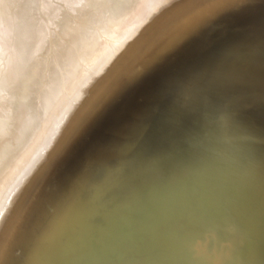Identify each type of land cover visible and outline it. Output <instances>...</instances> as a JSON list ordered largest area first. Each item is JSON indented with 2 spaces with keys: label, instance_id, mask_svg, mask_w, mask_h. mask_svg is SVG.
I'll return each mask as SVG.
<instances>
[{
  "label": "bare ground",
  "instance_id": "1",
  "mask_svg": "<svg viewBox=\"0 0 264 264\" xmlns=\"http://www.w3.org/2000/svg\"><path fill=\"white\" fill-rule=\"evenodd\" d=\"M208 1L209 0H206L203 4H196L190 9H186L174 16L169 21H166L165 18L169 16L167 15L168 10H170L171 7H175L177 1L160 0L155 6L150 7L148 11L145 12L140 22L132 29L130 34L119 39V43L132 35H136V32L140 31L154 16L155 21L152 24V30L154 29V31L147 36L143 47L145 52L152 53L153 56L168 55L180 45H188L191 42H197L199 39L211 35L206 42V48L201 58H198V72H204L209 78L210 76L221 77L232 74L252 76L264 75L263 3L257 2L256 0ZM257 5H259L258 8ZM70 9H72V7ZM59 17H61V15ZM63 25L65 26V24ZM125 27L123 29H126ZM0 29L3 28L1 27ZM90 37H92V35ZM87 42L90 43V41ZM21 43V41L18 42V51H14L15 53L12 52L10 55L14 56L12 54H15V59L12 62L14 64L13 70H10L11 63L10 66H7L6 72L4 70L5 74L2 72V75H4V82L7 83V81L10 80L8 83H11L10 85L12 87L10 86V88H13L15 92L14 97L16 99L14 100H17L19 105L21 104L20 110L17 109V111L19 110L18 112L23 113L24 109H28L26 115L22 116V114H20L21 116H19L18 119L15 118L18 122L12 126L15 131H13V135L11 133V139H15L14 141L18 142V140L29 131L30 126H32L31 124L34 123V112L37 109L42 111L44 120L38 123L36 129L32 128L34 133L31 132L30 134V136H33L30 143L21 146L19 148L20 150L18 149L19 152L17 150V152L12 155L13 157H10V154H8V152H12L11 149L13 147L11 146L13 143H11L12 141L10 142L11 139L5 138V135L0 131V177H3L0 187V246L4 244L5 238L8 239V242L11 240L10 244L8 243L4 248L3 253L5 251L7 252H5L3 261L0 264H35V262L36 264H187V258L184 254H182L184 256L182 257V251L178 245H174L172 249L176 257L174 259L170 257L173 261L168 263L170 248L168 245L169 243L167 244L162 241V230H160L156 237H150L154 239L151 249H147L143 244L141 246L139 242L137 243L136 241L139 239L141 240L143 235L138 237V234H136V226L131 225L134 221L127 213H114V215L111 216L104 214L102 222L89 217L88 215L91 214L92 211H95L98 206H103L104 201L102 198L96 199L93 208L82 213L79 219L75 221L74 226L71 223L72 219H75L70 214L71 209H68L64 218L60 215L63 220L62 218H57V214L61 210L66 195H70L69 184L75 180L76 175L74 172L76 168H78L77 166H81V162L87 158L86 145L83 147L78 145L71 153L65 155L62 160L61 168L52 178L47 180L46 185L32 195L31 202L25 207L24 211L22 200L23 192L27 191V187L33 184V178L34 175L37 174L36 170L39 168V165L47 157L50 150L53 149V146L59 138L62 137L72 119L75 118L78 108L83 102V92L90 84L91 78L98 74L99 66L88 67L86 73H81L82 68H80L76 74L74 73V78L71 76L73 79L69 77L71 81L68 79L67 88L63 89L61 93L54 95V76H52L49 82L41 88H39L40 81H38L40 78L37 80L38 84H35L34 81L36 76L37 78L40 76L36 72V67L41 63L42 58L39 61L36 60L35 65L32 66L29 73H24L25 64L23 63L24 60L20 48ZM256 44H259L260 47L257 48ZM196 45L192 47V51L201 47L202 43L199 42ZM98 47H100V45H98ZM5 60L6 59H4V61ZM140 64L144 65V61ZM70 66L71 65H69V67ZM107 67H112L110 62L107 64ZM182 70L185 71L184 68ZM117 71L118 70L114 72ZM132 76V72L124 76L119 82V85L110 90V94L100 102L102 110L93 120V126L102 121V123H104L102 130H108L112 127L111 122L106 118V114H108L110 110L118 112L126 111L127 106H129L125 101L126 99L129 98L131 100L132 97L138 98L141 90L146 89L144 93L145 96L155 86L152 85L148 89L144 86L141 89L131 87L127 90L124 88L119 93V90H121L129 80L131 81ZM19 83L22 85H19ZM18 85L20 86L19 90ZM33 85H38L37 87L40 89L39 92H37V89L35 90L36 92L33 91V88L35 89L36 87ZM58 88H60V86ZM68 90L70 92L66 93ZM37 93L38 97H36ZM60 103H62L63 106L58 109ZM16 104L17 103L14 105L16 106ZM108 122L110 123L108 124ZM1 125L2 122H0V127ZM40 132H42L41 136ZM84 133L85 132H83L81 136H83ZM42 135L43 138L36 145L25 162L21 166H17L19 155H24L31 143L35 141L37 137L40 136L41 138ZM113 158L108 163H100L101 167L99 168L102 169L96 168V170H94V173L100 174L99 176L87 179L90 177L89 174L87 175L88 177H83V184H81L80 187L81 191H78V193L91 190L90 193L84 194L85 200L83 202L93 200V198L100 193L99 183L108 179V174L116 168L113 164H118L117 160H119V158ZM13 165L14 167L17 166L15 168V173H9L8 171ZM81 178H78V180ZM60 179H63L61 185L54 190L50 198V193L48 192L50 187L55 180L58 181ZM93 182L94 184L92 186ZM74 194L75 193H73L72 196ZM26 195H24V197ZM45 196L46 198L48 197L46 203L44 202ZM42 202L45 204H41ZM70 204H72V201ZM41 205H43L42 209L39 208ZM38 209H40V212ZM68 218L70 219L69 221H67ZM53 221H55V223ZM66 222L69 224H66ZM61 223H65L68 226V230L74 227V231L70 232V234H72L71 236L74 238L71 241L68 240L69 242L67 241L65 246L67 233L63 237L59 235ZM58 237H62V241L60 239L61 246L57 255L44 258L49 247L54 244V241ZM145 237H147L146 234Z\"/></svg>",
  "mask_w": 264,
  "mask_h": 264
},
{
  "label": "water",
  "instance_id": "2",
  "mask_svg": "<svg viewBox=\"0 0 264 264\" xmlns=\"http://www.w3.org/2000/svg\"><path fill=\"white\" fill-rule=\"evenodd\" d=\"M86 153L75 179L119 158L95 199L105 200L118 182L144 167L146 199L154 206L180 207L181 221L174 220V227L134 221L141 246L151 249L150 237L172 228L189 248L191 264H264L258 233L264 217V75L209 78L192 71L160 82ZM99 215L104 214L98 206L88 216ZM166 218L160 215L159 221ZM203 222L214 224L222 236L206 232L197 238L193 228Z\"/></svg>",
  "mask_w": 264,
  "mask_h": 264
},
{
  "label": "rangeland",
  "instance_id": "3",
  "mask_svg": "<svg viewBox=\"0 0 264 264\" xmlns=\"http://www.w3.org/2000/svg\"><path fill=\"white\" fill-rule=\"evenodd\" d=\"M68 1L69 0H67V2L66 0H0V28H3L0 29L1 75L3 74L2 72H4V70L6 72L7 66H10V64L14 61L15 54H12L14 56L10 55L12 52L15 53L14 51H18L17 45L19 41L22 42L20 44V48L22 50V56L24 60L23 63L25 64L24 73H29L32 66L35 65L36 60L39 61L42 58L40 63L41 65L39 64L36 67V72L41 77L38 75L39 77L37 78L36 76L34 81L35 84H38V81H40L39 88H41L43 85H46L49 82L52 76H54V95H56L57 93H61L63 89L67 88V84L69 82L68 79H73L76 72L80 68H82L81 73H86L88 67L99 66L98 74L96 76L94 75L91 78L90 84L83 92V102L78 108L75 118H73L70 124L67 126L63 134L64 136L62 135V137L59 138V140L53 146V149L50 150L47 157L39 165V168L37 169L38 171L36 170L37 174H35L33 178V184L31 185L32 187H27V191L23 192L22 200L24 211L25 207H27L31 202L32 195H34L35 192L41 189V187L46 185L47 180L52 178L61 168L62 160L66 154L71 153L73 149L78 147V145L80 147L86 145L88 149L92 145L93 141H95L101 134H103V132L107 130H102L104 126V123H102V121L101 123H96V125L93 126V120L102 110V105H100V102H102V100L107 97L108 94H110V90L119 85V82L124 76H126L129 72L133 73L131 81L129 80V82H127L124 87L119 90V93L124 88L128 90V88L131 87L141 89L144 86L148 89L152 85H157L160 82L167 81L176 75L183 74V76H187L192 71H198V58H201L206 48V42L211 36L210 35L208 37H204L203 39H199L197 42H191L188 45H180L168 55L153 56L152 53L145 52L143 47L145 45L147 36L154 31V29L152 30V24L155 21L154 16L149 22L145 24V26H143L140 31L136 32V35H132L128 39L126 38L124 41H121V43H119V39L125 35L130 34L132 32V29L140 22L141 17L145 14V12L148 11L150 7L155 6V4L160 0ZM176 1L177 3L175 7H171L170 10H168L167 15L169 16L165 18L166 21H169L174 16L180 14L186 9H190L196 4H203L206 0ZM209 1L215 2V0ZM256 1L263 3L264 6V0ZM71 7L72 9H70ZM258 7L259 5H257V8ZM60 15L61 17H59ZM63 24H65V26ZM124 27L126 29H123ZM91 35L92 37H90ZM87 41H90V43ZM199 42L202 43L201 47H198L197 49L192 51V47ZM98 45H100V47H98ZM256 47L259 48V44H256ZM7 56L10 57L8 58ZM4 59H6V63ZM108 61L111 63L112 67H107V64L109 63ZM142 61H144V65L140 64ZM69 65L71 66L69 67ZM13 68L14 64L12 63L10 70L12 71ZM183 68L185 69V71L182 70ZM116 70L118 71L114 72ZM1 75L0 122H2V125L0 127V131L3 135H5V138H8L10 140L12 138V135L14 134L13 131H15L14 127L12 126L16 122H18L17 119L19 116H21L20 114L24 116L28 113V109H24L23 113L18 112L20 110L19 108L21 104L19 105L17 100H14L16 99L14 97L15 92L13 88H10L11 83H8L10 80L5 83L3 80L4 75ZM66 75L68 78L66 77ZM39 78L40 80H38ZM19 85L22 84L19 83ZM19 85L18 90L20 89ZM37 86L35 87V89L33 88L34 92H36V89L37 92H39L40 89ZM59 86L60 88H58ZM145 90H141L138 98L132 97L131 100L129 98L125 100L129 105L126 108V111L136 100L144 97ZM69 92V90L66 91V93ZM36 97H38V93L36 94ZM13 103H17L16 106ZM62 103L59 104L58 109L62 108ZM17 109L19 110L17 111ZM124 112L110 110L108 114H106V118L111 122V126L119 119V117H121ZM34 115V123L31 124L32 126H30L29 131L19 139L20 142L19 140L18 142H15V139L10 140V142L12 141L11 143H13L11 146L13 147L11 149L12 152H8V154H10V157H13L12 155H14L21 146L30 143L33 137L32 135L30 136V134L31 132L34 133L32 131V128L36 129V127H38V123L44 120V115L40 109H37L34 112ZM110 122H108V124ZM83 132L85 133L83 136H81ZM41 134L42 132H40V136ZM40 136L31 143L28 149L26 147L27 151L24 155H19L20 157L18 158L19 162L17 166H21L31 154L33 149H35L36 145L43 138V135L41 138ZM157 160L158 159H156L155 161ZM105 163L106 162H104V164ZM118 165L119 163L113 164V166L116 168ZM16 167H14L13 165V167H11L8 172L15 173ZM99 167H101V164L96 168L99 169ZM96 168L93 169V173H91L90 177L87 176V179L95 178L100 175L94 173V170H96ZM148 174V170L144 169V167H141L134 172L131 171V173L126 176L127 179L125 178L122 182H118V184L114 186L113 192L110 195H107L106 199L103 200V206L99 207V211L103 212V214H106L107 216L114 215V213H127L130 215V217H132L133 221L141 222L143 224H145V222H153L155 224L157 223L160 226H168L169 224H172V227L176 226V222L174 220L178 222L181 221V219L178 218V211L180 207L172 206L170 208H164L161 205L154 206V204H151V202L146 199L145 194L147 193L146 183ZM84 178H81L80 180L75 179L69 184L70 195H66L63 205L61 206V210L57 214V218H64L68 209H71L70 214L73 218H75L71 221L73 226L75 224V221L79 219L82 213L93 208L94 202L96 200V197H94L91 201L88 200L83 202L85 200L84 194L88 192L90 193L91 190H89L88 192L87 190H85L83 193L79 192L82 193L81 195L83 196L78 195V191H81V184H83L82 179ZM2 180L3 177H0V187L2 185ZM62 181L63 179L54 181L53 185L48 191L50 193V198L54 190L61 185ZM93 184L94 182L92 183V186ZM72 192L75 193L73 196ZM24 195L26 196L24 197ZM46 196L44 200L45 203L48 201V197L46 198ZM71 201L73 205L70 204ZM44 202H42L41 204L44 205ZM43 205H41V207L39 208L42 209ZM68 205H71V208ZM220 208L225 209V203H220ZM40 209H38V211ZM231 212V210L225 211L227 217H230ZM260 214L262 215V213ZM160 215L168 216L169 218H166V221L163 220L164 223H162L161 221H159L162 220L160 219ZM69 220L70 219L68 218L67 221ZM95 220L102 222L103 216L99 215L95 218ZM53 222L55 223V221ZM67 223L68 222H66V224ZM259 223H263L261 226H259V243L260 247L261 245L264 247V217L261 218V221H259ZM66 224L61 223V230L59 233V235H62V237L67 233V238L64 246L66 245L68 240L71 241L74 238L71 236L72 234H70V232L74 231V227H71L68 230V226ZM169 230L171 232H164L162 230V241L167 244L169 243L168 245L170 248L169 250L171 256H168V263H170V261H173L171 259H174L176 257V255L172 252V249L174 245H178L182 251L181 255L184 254L187 258V264H191L192 258L189 248L185 243L181 242L178 239L179 237L176 238V233L173 232L174 230L172 228ZM193 232L197 238H202L203 234L206 232H210L218 238L222 236V232L214 224L208 222H203L202 224L196 226L195 228H193ZM169 233H173V235H168ZM59 237L54 241V244L49 247L48 252L45 254L44 258L57 255L62 241V237ZM10 241L11 240H9L8 242V239L5 238L4 244L0 246V263L3 261L5 252H7L5 251L3 253L4 248L8 245V243L10 244ZM212 253V248H207V254L211 255ZM182 257L184 256L182 255Z\"/></svg>",
  "mask_w": 264,
  "mask_h": 264
}]
</instances>
